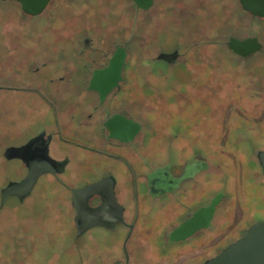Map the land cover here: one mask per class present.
Returning <instances> with one entry per match:
<instances>
[{
	"label": "flooded vegetation",
	"instance_id": "1",
	"mask_svg": "<svg viewBox=\"0 0 264 264\" xmlns=\"http://www.w3.org/2000/svg\"><path fill=\"white\" fill-rule=\"evenodd\" d=\"M212 1L222 6L219 33L234 23L236 0H110L106 6L112 2L115 15L104 27L73 9L88 0H49L38 13L8 0V15L16 11L20 28L8 32L12 61L8 85L0 89L37 100L43 115L37 124L26 125L34 126L33 131L6 145L26 146L25 158L8 159L17 160L20 173L7 182L24 178L33 159L39 168L46 167L45 158L58 162L39 173L22 198L7 197L8 237L0 238V264H202L256 219H264L262 206H256L261 210L257 218L244 210L247 193L227 185L205 186L206 173L221 172L211 151L222 145L220 101H251V83L221 76L219 47H173L169 38L173 16L195 19ZM66 8L70 11L62 12ZM69 23L75 27L65 28ZM54 31L50 44L47 37ZM14 34L24 44H11ZM222 36L230 68L237 60L252 65L250 59L264 57V42L257 34L229 30ZM253 37L261 46L247 54L229 45L231 38ZM175 69L186 76H177ZM174 79L198 85V91L179 88ZM231 84L239 92L220 94ZM259 94L263 99L264 92ZM206 99L217 100L218 108L205 113ZM241 107L235 113L241 124L228 133L245 132L247 110ZM34 137L39 140L28 145ZM236 140L227 145L245 142ZM256 175L264 176L261 166ZM106 178L85 198L91 216L100 212L106 224L78 234L73 189ZM111 190L116 202L110 199ZM213 201L206 221L205 208Z\"/></svg>",
	"mask_w": 264,
	"mask_h": 264
},
{
	"label": "rangeland",
	"instance_id": "2",
	"mask_svg": "<svg viewBox=\"0 0 264 264\" xmlns=\"http://www.w3.org/2000/svg\"><path fill=\"white\" fill-rule=\"evenodd\" d=\"M108 1L110 2V0H88L87 4L75 5L73 9L76 13H86L88 20H94L93 22L100 23L101 26L104 27L107 19L113 17L115 15L114 10H116L112 2L110 6H106L109 3ZM80 6H84V9L76 11ZM69 11V8L62 10L64 13ZM222 21H224L222 6L217 2H213L209 7L206 5L203 9V13H198L195 19L191 17L182 18L173 16L170 21L171 30L169 27L167 30H170L169 38H171L173 47L178 46L185 48L188 44L204 46L205 49H208V47H219L221 51L220 56L222 58L218 59L217 63L221 70V76L237 80V82L244 80L247 83H251L249 84L252 88L249 92L253 94L251 101L248 99L244 100L243 97L238 99L229 97V100H225L228 98L225 97L220 101L222 104L219 108L221 121V133L219 137L222 145L219 149H213L211 151L215 152V157H212L214 162L221 164V172L220 175L212 172L206 173L205 186L214 188L219 184L221 187L227 185L232 188L236 187L241 193L243 192V194L247 193L246 195L248 199H245V202L243 201L245 206L244 210H247L248 214L251 212L253 217L257 218L261 217V210H257L256 206H262L264 208V176L256 175V171L260 170V165L255 154L256 149L264 148V96L263 99H260L259 96V93L264 92V57L258 56L250 59L249 62H252V65L246 64L245 61L237 60L234 66H232L233 68H230L228 62L231 58L229 57L230 55L227 52V49L222 47V44L224 43L222 35L224 31L235 30L242 34H257L264 42V19L251 16L242 8L239 0H236L235 16L232 20L234 23H231L230 26L226 25L225 28L217 33V30H219L217 25ZM16 23V11H12L8 15V0L2 2L0 4V85H8V64L12 61L8 56V32L12 35L13 31L16 32L17 28H20ZM38 23L41 24V28L44 29V23L42 20L38 19ZM131 26L132 24H129V27H127L131 29ZM74 27V23H69L65 26V28L68 29ZM54 34H56L55 31L51 32L50 36L47 37V41L49 39L51 40V42H49L50 44H52V35ZM14 35L15 37H11V44H24L21 36L18 37L16 34ZM202 60L206 61V58H202ZM179 70L175 69L174 73H178L177 76L179 77L182 75L185 77L186 74L184 72V74L181 73ZM4 78L6 79L4 80ZM174 80L179 88H188L195 92L198 91V85H191L189 82L180 79ZM235 84H231V88L229 87L227 89L224 87L225 85L221 86V88L225 89L220 90V94H231V96H233V93L239 92V86H235ZM210 90H212L211 86ZM245 91L246 90H243L244 93ZM201 92L206 94L207 90L204 89L203 91L201 90ZM206 101L208 102V105L205 104V113L208 112L209 107L218 108L214 105L215 102L217 103V100L213 101L206 99ZM194 103L197 102L194 101ZM240 106L247 110V116H244L246 122H243L246 125L245 127L243 126L245 132L243 131L238 135L234 132L228 133L227 130L233 131L234 127L232 125L241 124L240 120H236L235 114L240 109ZM40 114L43 115L42 104L38 103L37 100H27L23 94L16 92L8 93V89H0V190L8 179L17 178L20 173L16 159L8 160L3 157L2 152L4 146H6L12 138L19 139L14 136H22L33 131L34 126L30 125L29 127H26V125H28L29 122L37 124ZM161 119L164 120L162 116ZM36 127L37 125L35 128ZM238 128L243 129L239 126ZM235 138L237 140H245V142L241 146L229 147L228 145L230 141ZM1 211L0 238L4 239L8 237V198L0 212ZM262 214L264 217V213ZM240 217L241 215L239 212L238 218ZM246 220L247 216L245 215L244 218H242V225ZM258 220L260 219H256V221ZM101 236L109 238L111 235L102 233ZM224 241L222 240L221 242L223 243ZM81 249L83 253L84 248L82 247Z\"/></svg>",
	"mask_w": 264,
	"mask_h": 264
},
{
	"label": "water",
	"instance_id": "3",
	"mask_svg": "<svg viewBox=\"0 0 264 264\" xmlns=\"http://www.w3.org/2000/svg\"><path fill=\"white\" fill-rule=\"evenodd\" d=\"M17 1L21 3L22 8L26 12L38 13L45 7L49 0ZM239 2L244 10L249 11L253 15L264 17V0H239ZM229 45L238 52L247 54L251 51L257 50L261 46V42L256 37L243 40L231 38ZM174 55L175 53H173V56ZM38 140L39 137H34L30 140L28 145ZM24 148H26V146H6L3 150V156L6 159H23L25 158L23 154ZM255 154L259 160L264 175V148L256 149ZM49 158H45V168H39L37 160L33 159V162H29V171L24 178L19 181L11 180L7 182V184L1 189L0 204H3L4 200L9 195H18L21 198L26 195L32 188L39 173L43 171H51V163L58 162L57 160ZM108 180L109 179L107 178L101 179L84 187L73 189L77 202L76 222L78 234H81L92 225L106 224L102 220L100 212L91 216L92 211L87 207L85 198L91 191L103 186ZM109 195L110 199L116 202L114 191L111 190ZM214 203L215 201L205 208V212H207L205 218L206 221H208V217H210ZM202 264H264V219L252 223L243 235L226 245L216 255L206 259Z\"/></svg>",
	"mask_w": 264,
	"mask_h": 264
}]
</instances>
